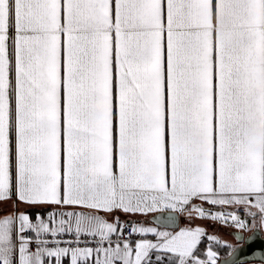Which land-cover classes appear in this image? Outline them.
<instances>
[{
  "label": "snow or ice",
  "instance_id": "6c2138e0",
  "mask_svg": "<svg viewBox=\"0 0 264 264\" xmlns=\"http://www.w3.org/2000/svg\"><path fill=\"white\" fill-rule=\"evenodd\" d=\"M258 240L264 0H0V264H264Z\"/></svg>",
  "mask_w": 264,
  "mask_h": 264
},
{
  "label": "water",
  "instance_id": "95a60500",
  "mask_svg": "<svg viewBox=\"0 0 264 264\" xmlns=\"http://www.w3.org/2000/svg\"><path fill=\"white\" fill-rule=\"evenodd\" d=\"M264 250V241L258 240L254 245L253 248L250 249L249 251L252 250Z\"/></svg>",
  "mask_w": 264,
  "mask_h": 264
},
{
  "label": "crops",
  "instance_id": "0c3cea01",
  "mask_svg": "<svg viewBox=\"0 0 264 264\" xmlns=\"http://www.w3.org/2000/svg\"><path fill=\"white\" fill-rule=\"evenodd\" d=\"M221 232H222V233H224V232H225V230H224V229H221Z\"/></svg>",
  "mask_w": 264,
  "mask_h": 264
}]
</instances>
